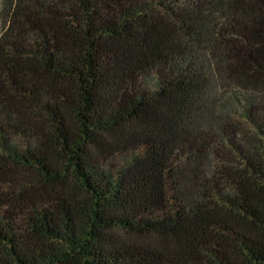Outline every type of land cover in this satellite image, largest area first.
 Segmentation results:
<instances>
[{
	"label": "trees",
	"instance_id": "trees-1",
	"mask_svg": "<svg viewBox=\"0 0 264 264\" xmlns=\"http://www.w3.org/2000/svg\"><path fill=\"white\" fill-rule=\"evenodd\" d=\"M0 264H264V0H0Z\"/></svg>",
	"mask_w": 264,
	"mask_h": 264
}]
</instances>
